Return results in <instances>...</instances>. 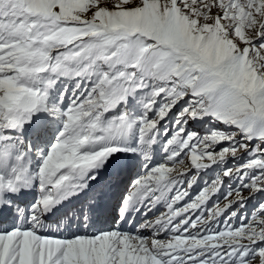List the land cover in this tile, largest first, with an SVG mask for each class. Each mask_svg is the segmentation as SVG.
<instances>
[{
  "label": "snow or ice",
  "instance_id": "snow-or-ice-1",
  "mask_svg": "<svg viewBox=\"0 0 264 264\" xmlns=\"http://www.w3.org/2000/svg\"><path fill=\"white\" fill-rule=\"evenodd\" d=\"M0 264H264V0H0Z\"/></svg>",
  "mask_w": 264,
  "mask_h": 264
}]
</instances>
